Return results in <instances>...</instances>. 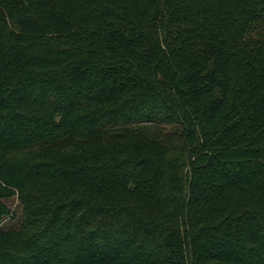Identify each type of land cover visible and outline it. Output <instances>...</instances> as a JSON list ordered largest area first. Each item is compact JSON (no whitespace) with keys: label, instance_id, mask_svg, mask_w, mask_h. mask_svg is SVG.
<instances>
[{"label":"trees","instance_id":"obj_1","mask_svg":"<svg viewBox=\"0 0 264 264\" xmlns=\"http://www.w3.org/2000/svg\"><path fill=\"white\" fill-rule=\"evenodd\" d=\"M0 264H264V0H0Z\"/></svg>","mask_w":264,"mask_h":264},{"label":"rangeland","instance_id":"obj_2","mask_svg":"<svg viewBox=\"0 0 264 264\" xmlns=\"http://www.w3.org/2000/svg\"><path fill=\"white\" fill-rule=\"evenodd\" d=\"M5 203L10 208L12 215L0 221V231L16 228L19 225V221L21 219V208L19 202L16 199H10Z\"/></svg>","mask_w":264,"mask_h":264}]
</instances>
